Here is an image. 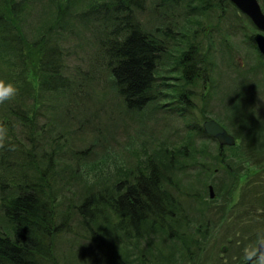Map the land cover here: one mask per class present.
<instances>
[{
  "label": "trees",
  "instance_id": "16d2710c",
  "mask_svg": "<svg viewBox=\"0 0 264 264\" xmlns=\"http://www.w3.org/2000/svg\"><path fill=\"white\" fill-rule=\"evenodd\" d=\"M151 1L170 9L172 4L173 7L202 14H211L220 9L221 14L213 23L216 32L220 33L224 13L229 8L238 10L231 0H92L77 15L84 24L104 23V34L98 40L97 48L100 51L91 67L97 69L99 66L110 72L117 93L128 110L142 111L150 104L164 100L168 110L190 120L192 132L206 136L200 124L201 120L197 119L195 114L196 104L192 94L194 91L189 86L198 80L204 81V84L209 81V56L203 51L202 40L209 39L214 42L213 31H209V37L203 34L202 40L196 38L188 42L181 50L176 60L181 72L180 81L183 80L178 85L181 90L169 91V83L162 82L160 67L164 56L169 53V42L176 40L184 32L176 29V24L168 25L166 22L170 18L166 21L160 20L155 30L148 23L142 22L139 14L147 10ZM58 4L62 5L59 2ZM61 5L57 17L66 22L68 15L72 16V10L66 7L67 10L61 14L60 10H65ZM261 5L264 11V0ZM26 6L27 0H2L0 3V58L7 57L9 60L10 54L24 58L26 63H30V68L35 67L34 77L41 91L56 93L68 90L72 79L65 72V55L62 48L51 39L42 40L39 44H27L21 17ZM64 25L61 28L65 30ZM249 70L252 69H247V72ZM245 92L246 95L242 94L241 101L247 103V118L256 120L257 125L253 126L260 130V135L255 137L252 132L247 133V160L252 157L264 161V108H259L255 100L256 98L258 101H264V80L259 81L253 90L246 87ZM9 104L6 105L9 110L6 118L0 120L9 122L10 133L13 132L12 121H19L23 128L30 127L31 120L35 119L33 108L29 111L28 107L22 105V101L16 102L12 107ZM202 114L208 115V111H203ZM10 115L13 117H8ZM221 117L223 119H218L227 123L229 117L222 114ZM229 121L233 123L232 117ZM248 130H252V125ZM10 144L11 140L4 149H0L1 206L5 218L11 224L10 231L0 228V264H62L54 254V241L64 230L71 229L62 228L67 224V220L60 214L61 204H58L55 195L57 180L46 177L42 165L32 166L26 163L27 165L20 167L19 160H14L9 168ZM27 152L36 155L33 150L27 149ZM184 152L183 148L180 149L179 154L174 156L176 164H173L174 160L169 164L182 171L173 178L162 173V169L168 171L166 165L162 162L158 165L150 160L144 170L135 174L127 172L106 188L98 187L86 192L78 205V213L82 217L81 223L90 235L88 238L91 264H185L204 256V247H200L196 242L202 239L211 240L216 229L221 234V227H217L214 222L215 209L211 208V204L204 203L209 185H213L219 197V172L210 164H202L205 160H201V156L196 155L199 152L195 150H192L193 155H190L192 161L187 162L184 159V162H181L183 159L180 160L178 156H185ZM48 155L55 156L56 151ZM23 156L27 161L29 155L25 151ZM9 169H17L22 173L21 179L17 180L15 173L7 172ZM186 172L190 173L189 177L206 174L208 176L197 186L189 180L188 187L184 189L179 179L175 178L185 177ZM248 175L247 166V177ZM263 177L261 173L256 176V181L263 183L261 190L258 184L251 192L253 194H250L247 187V225L251 226H247V243L252 237L251 230L256 234V229H264ZM189 189L200 194L201 200L195 208L202 215L206 213L207 219H212L213 225H210L207 231L176 223L179 219L185 222L187 212L183 210V199ZM257 194H260L261 201L256 198ZM250 206L262 209L263 217L249 213ZM106 212H110L111 217H117L115 233L103 230L104 227L110 226L103 220L106 218ZM171 226L174 232L167 233ZM158 235L159 238L156 239ZM173 239L175 241L172 245ZM91 240L100 242L92 247ZM160 241H169V244ZM176 246L178 248L174 249Z\"/></svg>",
  "mask_w": 264,
  "mask_h": 264
},
{
  "label": "rangeland",
  "instance_id": "374dc122",
  "mask_svg": "<svg viewBox=\"0 0 264 264\" xmlns=\"http://www.w3.org/2000/svg\"><path fill=\"white\" fill-rule=\"evenodd\" d=\"M91 1L27 0V6L21 15L27 44H39L42 40L51 39L64 51L65 72L72 79L68 90L56 93L41 91L34 77L35 67L30 68V63H26L24 58H19L16 54H10L9 60L7 57L0 58V78L14 82L19 88V95L14 101L0 105V119L6 118L9 112L7 104L10 103L9 106L12 107L19 101H22V105L28 107L29 111L33 108L35 116L30 127L23 128L19 121H12L13 132L9 135V147L12 149L14 146V150L8 152L11 156L9 168L14 160H19L20 167L27 165L26 163L32 166L42 165L46 177L57 180L55 195L58 204H61L60 214L67 220V224L62 228L71 229L64 230L54 241V254L62 264L92 262L88 238L90 235L81 223L82 217L78 213V205L88 190L106 188L127 172L135 174L144 170L150 160L158 165L160 162L166 165L168 171L162 169V173L173 178L182 173L174 168V156L179 154L182 148L185 150V156H178L180 160L183 159L181 162H184V159L187 162L192 161V150L199 152L196 155L201 156V160H209L214 164L220 160L215 144L208 141L207 145V141L203 140L205 136L190 130V120L180 117L177 113H170L163 104L164 100L154 102L142 111H130L118 95L110 72L99 66L97 69L91 67L100 51L97 47L98 40L104 34V23L84 24L77 16ZM259 1L263 3V0ZM58 2L65 8L60 10L61 14L67 9L72 10V16L68 15L66 22L57 17L61 5ZM170 5L171 9L151 1L147 10L139 14L142 22L148 23L154 30L156 25L159 26L160 20L166 21L170 18L166 23L176 24L174 27L184 32L180 33L176 40L169 42V53L164 56L159 71L162 82L169 83V91L181 90L178 85L183 80L180 81L181 72L176 63L178 55L188 42L196 38L202 40L203 34L209 37V31H213L214 42L209 39L202 40L203 51L209 56V81L204 84V81L198 80L189 87L194 91L192 94L196 104L195 114L197 119L201 120L200 124L210 117L218 120L222 118V114L229 117L226 122L232 130L233 123L229 120L232 117L234 102L239 103L242 94L246 95V87L253 90L259 81L264 80V57L259 51L256 52L255 43L252 42L251 46L248 39L259 31L252 27L248 18L239 10L229 8L224 13L220 33L216 32L213 23L222 10L202 14ZM68 12L71 13L70 10ZM63 24L65 30L61 28ZM249 68L252 70L247 72ZM240 76L242 78H239ZM241 91L242 94L238 95ZM255 100L259 108H264V101H258L256 98ZM203 111H208V115L202 114ZM256 123V120L247 118V133L252 132L254 137L260 135V130L253 126L257 125ZM251 125L252 130L249 131ZM27 149L33 150L36 155L28 153ZM24 151L29 155L27 161L23 156ZM54 151L55 156L48 155ZM172 160L173 167L169 165ZM27 169L31 172L30 167L27 166ZM7 172L15 173L17 180L21 179L22 173L17 169H9ZM185 174V177L175 178L179 179L184 189L188 187L189 180L197 186L208 176L206 174L189 177V172ZM257 174L259 172L249 175L251 178L250 181L247 180L248 190L261 185V182L256 181ZM215 178L216 176L214 181ZM206 197L208 198V194ZM259 197L260 194H257L256 198L261 201ZM183 205L185 212L201 214L196 206L189 210L186 199H183ZM249 213L263 217V210L256 206H250ZM104 216L106 218L103 220L110 226L104 227L103 230L115 233L117 217H111L110 212H106ZM0 228L11 230V224L2 211L1 199ZM216 230L207 249L211 257H225L231 250L225 249V253L221 252L225 243L219 240L222 234ZM261 230L264 229H256L257 232ZM104 231L102 233H105ZM170 231L174 232L172 226L167 233ZM220 231L223 232L224 229L221 228ZM254 233L250 231V240L255 239ZM158 238L159 235L156 239ZM174 241L173 239L172 245ZM99 242L91 240V246L95 247ZM163 242L169 244V241H160ZM176 248L178 246L174 247ZM203 261L205 264H214L210 258Z\"/></svg>",
  "mask_w": 264,
  "mask_h": 264
},
{
  "label": "flooded vegetation",
  "instance_id": "af4514ba",
  "mask_svg": "<svg viewBox=\"0 0 264 264\" xmlns=\"http://www.w3.org/2000/svg\"><path fill=\"white\" fill-rule=\"evenodd\" d=\"M232 120V130H230V127L227 126L228 124L224 121L218 119V122L233 135L235 144H222L218 139L206 133L204 139L207 141L206 144L208 145V140H212L217 147L220 160L215 164L209 160L202 162V164L214 166L216 172H219L217 175L219 184L218 191L220 192L219 197H217L216 193L215 198H205L204 203L211 204L213 206L212 208L215 209L216 219L214 222H216L217 227L220 226L224 229V231L221 232L222 238L219 240L225 243L223 245V250L229 249L231 253L225 257H211L209 251H206V248L211 244V240L202 239L196 243H199L200 247H204V256L198 257L195 261L185 262V264H205L203 260H208L209 258L214 261V264H243L241 252L243 246L247 243V180L250 181L251 177L249 175L254 172L264 174V161L256 160L252 157L247 160V103L242 101L239 103L234 102ZM247 166L249 167L248 177ZM262 186L263 183L261 182V185H259L260 190ZM191 189L185 193V199L187 200L189 210L201 200L200 194L196 191L192 192ZM252 191L253 189L249 190L250 194H253L251 193ZM193 193H195L196 196H194ZM184 219V223L182 219H179L176 223H181L186 227H197L200 231H207L208 227L213 225L212 219H207L206 213L205 215L198 214L194 217V215L189 212L185 214ZM228 245L231 247L228 248ZM222 257L223 259H221Z\"/></svg>",
  "mask_w": 264,
  "mask_h": 264
},
{
  "label": "clouds",
  "instance_id": "9594fccd",
  "mask_svg": "<svg viewBox=\"0 0 264 264\" xmlns=\"http://www.w3.org/2000/svg\"><path fill=\"white\" fill-rule=\"evenodd\" d=\"M18 95L19 88L14 82L0 78V105L14 101ZM10 131L9 122L0 120V149L8 145ZM241 259L243 264H264V230L258 231L255 239L243 246Z\"/></svg>",
  "mask_w": 264,
  "mask_h": 264
},
{
  "label": "water",
  "instance_id": "95a60500",
  "mask_svg": "<svg viewBox=\"0 0 264 264\" xmlns=\"http://www.w3.org/2000/svg\"><path fill=\"white\" fill-rule=\"evenodd\" d=\"M243 13L248 15L258 29L264 31V12L258 0H231ZM258 49L264 54V34L257 33L254 37ZM205 131L213 137L220 140L222 144L232 145L235 142L234 137L214 119H208L204 122ZM211 197L215 196L214 188L209 187Z\"/></svg>",
  "mask_w": 264,
  "mask_h": 264
},
{
  "label": "bare ground",
  "instance_id": "6f19581e",
  "mask_svg": "<svg viewBox=\"0 0 264 264\" xmlns=\"http://www.w3.org/2000/svg\"><path fill=\"white\" fill-rule=\"evenodd\" d=\"M248 39H249V40H250V42H251V43H250V44H251V46L253 45V43H252V42H255V43H257V42H256V40H255L254 38H252V37H251V38H250V37H248ZM254 47H255V50H257V47H256V46H254Z\"/></svg>",
  "mask_w": 264,
  "mask_h": 264
}]
</instances>
